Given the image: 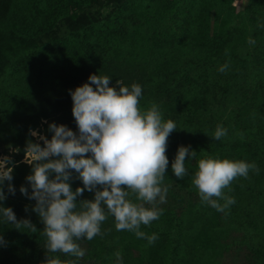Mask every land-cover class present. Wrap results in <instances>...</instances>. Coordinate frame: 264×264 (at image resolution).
Returning <instances> with one entry per match:
<instances>
[{"label": "trees", "instance_id": "1", "mask_svg": "<svg viewBox=\"0 0 264 264\" xmlns=\"http://www.w3.org/2000/svg\"><path fill=\"white\" fill-rule=\"evenodd\" d=\"M234 1L0 0V157L8 154L15 164L11 181L15 194L8 192L5 181L7 198L0 206L11 207L18 220L29 219L37 228L35 233L23 226L18 229L5 223L0 214V264H42L47 259L45 225L32 211L36 202L20 191L22 185L32 191L26 180L32 166L24 162V149L36 137L30 136L29 129L49 139L52 122L78 132L70 90L88 82L92 74L109 76L110 86L117 88V80L128 87L139 84L141 108L154 102L163 111V119H171L172 100L193 85L187 63L190 68L213 66L217 61L233 64L236 76L244 68L238 70V65L246 60L236 63L241 46L249 37L259 43L264 36V28L259 27L264 24V0H248L243 10ZM106 5L110 6L107 14L92 12L94 6ZM257 52L254 84L235 89L237 106L231 118L233 129L246 133L244 141L227 138L217 145L199 121L203 117L197 115L194 133L187 137V144L198 154L255 162L259 168L258 173L250 170L247 178L234 179L230 190L223 189L225 196L235 200L224 214L201 203L200 197L189 199L187 206L163 207L159 219L141 225L147 235H157L152 244L133 232L117 231L115 218L108 215L101 224V235L77 241L85 252L82 258L49 255L58 257L61 264L68 258H77L75 264H118L116 258L111 259L116 244L123 247V255L129 254L122 256V264H182L180 256L189 264H199L198 259H219L230 250V230L222 226L227 214L230 222L253 227L251 240L246 241L248 256L264 264V47H257ZM202 95L187 99L185 106L198 110L207 100ZM166 154L169 165L164 183L174 177L184 181L189 195L199 196L192 183L199 160L186 159L188 174L181 179L171 168L175 148L167 147ZM70 182L73 190L83 186L75 173ZM131 198L135 201L134 195ZM77 199H94V192L85 189ZM251 202H257L256 209L248 206Z\"/></svg>", "mask_w": 264, "mask_h": 264}, {"label": "clouds", "instance_id": "2", "mask_svg": "<svg viewBox=\"0 0 264 264\" xmlns=\"http://www.w3.org/2000/svg\"><path fill=\"white\" fill-rule=\"evenodd\" d=\"M259 27L264 28V24ZM248 43L254 45L256 41L249 37ZM228 67L225 63L219 71L226 72ZM110 80L107 75L92 74L88 82L70 90L78 132L52 122L48 125L52 133L49 139L38 130L29 129L30 136L36 137L35 141L29 139L24 149V162L32 166L26 177L32 191L29 193L25 185L20 191L35 200L32 211L45 225L47 259L42 264H61L58 257L49 253L82 258L85 252L77 241L84 238L91 241L101 235V224L108 215L115 218L117 231L133 232L148 244L158 238L141 231V225H150L163 213L158 204L166 202L169 189L164 184L169 165L166 153L168 137L177 130L176 124L171 119L165 121L154 102L147 109L141 108L139 84L128 87L117 80V88L110 86ZM226 135L227 130L217 125L212 138L220 140ZM196 155L191 145L178 147L171 164L177 178L188 174L185 161ZM14 167L10 156L0 158V201L7 198L5 181L9 182L8 192L15 194L11 183ZM250 170L259 172L255 162L205 156L198 161L192 183L198 189L201 203L223 212L235 203L233 197L225 196L223 189L230 190L231 182L237 177L247 178ZM74 173L83 185L75 190L70 182ZM85 189L94 192V199H77ZM0 214L5 223L18 229L23 226L33 233L37 231L31 220H18L11 207L0 206ZM115 257L122 264L119 251Z\"/></svg>", "mask_w": 264, "mask_h": 264}, {"label": "rangeland", "instance_id": "3", "mask_svg": "<svg viewBox=\"0 0 264 264\" xmlns=\"http://www.w3.org/2000/svg\"><path fill=\"white\" fill-rule=\"evenodd\" d=\"M237 6L238 10H243L247 4L248 0H235L233 3ZM110 11V6L108 5L101 7V6H94L92 8V12L98 16L102 14H107ZM254 39V38H252ZM255 40V39H254ZM257 47H264V36H261L259 39V43L256 42L254 45H250L247 43L246 45L241 46L239 49L236 63L241 62L242 59H246L244 63L238 65V70L243 65L244 68L236 76H233V67L229 65L226 72H220L219 68L222 66L221 61H217V63L212 64L213 66H205V67H193L190 68L188 63L186 68L189 70V74L192 79V84L188 86L184 93H181L176 96V99L172 100L175 106V109L170 112L172 121L176 124L177 130L173 131L170 136L168 137V148H175L176 153L178 151V147L180 145L187 146V137L191 136L194 133L195 129V122L197 121V116L203 117L199 119V121L205 126L207 133L210 135H214L217 125L223 126V120H227V125L225 129L227 130V135L222 137L220 140H214V142L218 145L219 143L223 142V140L227 138H231L233 141L239 143L240 141H244V136L246 133H239V130H234V120L231 118L234 115V108L237 106L235 104L236 98V90L240 89V86L247 84L251 85L254 84V72L256 70V61L254 62L253 56L257 55ZM151 63V60L149 59ZM182 63H186V60L183 58ZM233 76V77H232ZM244 77V79L242 78ZM229 77H231L229 79ZM202 96L207 98L203 106H200L198 110H195L192 107H186L185 102H188L191 97ZM182 94L184 97H182ZM251 95V93H249ZM184 98L186 100H184ZM188 99V100H187ZM161 111V110H160ZM163 111H161L162 113ZM205 118H209L208 120H204ZM232 128V129H231ZM255 133V132H254ZM256 135V134H255ZM254 135V136H255ZM248 136V134H247ZM264 138V134H263ZM196 151L197 155L194 159H201L206 156H203L201 153L198 154L196 148H192ZM9 156L8 154H2V157ZM187 164L185 161V167L187 168ZM171 177L165 185L169 186L166 202L163 204H158L159 208H163L166 206H174V207H181L182 205L187 206L189 203V199L197 200L199 196L196 194L189 195V188L182 184V182H178L177 180ZM221 199L219 203H221ZM224 202V201H222ZM257 203V202H256ZM256 203H248L250 208L256 209ZM146 207H151L150 205H145ZM225 212L223 211V214ZM225 214L222 226L224 228H228L229 236H227L228 241H231L230 250L221 258H211L210 257H203L199 260V264H257L256 260L252 257H249V253L247 252L246 241L251 240L252 234L254 233L253 227L247 224V226H241L238 223L230 222L229 219ZM234 242V243H233ZM233 244V245H232ZM117 251L121 253V256L128 257L129 254H122V246L113 244ZM128 249V247L124 248ZM182 264H189L185 260H183L182 256H180ZM115 253L112 255L111 259H114ZM78 259L68 258L66 264L69 262L76 263ZM255 262V263H253ZM89 264V263H88Z\"/></svg>", "mask_w": 264, "mask_h": 264}]
</instances>
